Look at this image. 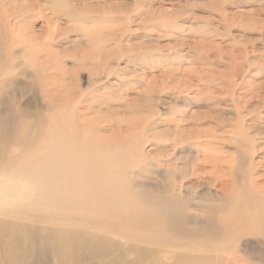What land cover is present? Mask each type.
<instances>
[{
  "label": "rangeland",
  "instance_id": "rangeland-1",
  "mask_svg": "<svg viewBox=\"0 0 264 264\" xmlns=\"http://www.w3.org/2000/svg\"><path fill=\"white\" fill-rule=\"evenodd\" d=\"M0 21L20 65L10 72L20 83L13 108L46 114L54 141L73 125L75 146L92 143L109 167L155 190L186 167L172 180L195 199H221L208 177L190 176L195 163L216 162L232 170L225 182H239L233 195L248 199L241 213L262 218L264 0H0ZM30 57L40 91H21ZM56 93L64 104L53 109L45 99ZM260 226L227 242L235 264L264 262ZM121 264L143 263L127 254Z\"/></svg>",
  "mask_w": 264,
  "mask_h": 264
},
{
  "label": "bare ground",
  "instance_id": "bare-ground-1",
  "mask_svg": "<svg viewBox=\"0 0 264 264\" xmlns=\"http://www.w3.org/2000/svg\"><path fill=\"white\" fill-rule=\"evenodd\" d=\"M3 37L0 32V194L7 191L9 175L25 187L32 184L33 194L16 203H0V264H121L127 254L143 264H235L237 257L227 242L257 222L264 233V215L251 219L250 212L241 213L248 199L233 195L241 189L239 182L229 184L232 170L222 171L220 162L207 170L196 161L190 176L197 182L208 177L205 183L217 185L221 199H195L181 196L172 180L174 172L184 173L186 167L176 168L164 188L155 190L135 186L119 165L116 170L109 167L102 155L90 151L92 143L75 146L79 136L71 134L73 125L62 138L56 129L60 137L54 141L50 132H43L46 114L13 108L20 83L10 72L20 65L17 45L8 46ZM33 59L29 67L34 71L23 75L30 81L23 80L21 91H40L41 75L33 68L39 62ZM46 100L53 109L64 104L57 93Z\"/></svg>",
  "mask_w": 264,
  "mask_h": 264
},
{
  "label": "clouds",
  "instance_id": "clouds-1",
  "mask_svg": "<svg viewBox=\"0 0 264 264\" xmlns=\"http://www.w3.org/2000/svg\"><path fill=\"white\" fill-rule=\"evenodd\" d=\"M5 183L7 185V191L4 194H0V203H16L33 194L32 184L25 187L15 181L10 175L5 177Z\"/></svg>",
  "mask_w": 264,
  "mask_h": 264
},
{
  "label": "snow or ice",
  "instance_id": "snow-or-ice-1",
  "mask_svg": "<svg viewBox=\"0 0 264 264\" xmlns=\"http://www.w3.org/2000/svg\"><path fill=\"white\" fill-rule=\"evenodd\" d=\"M262 264H264V262H262Z\"/></svg>",
  "mask_w": 264,
  "mask_h": 264
}]
</instances>
